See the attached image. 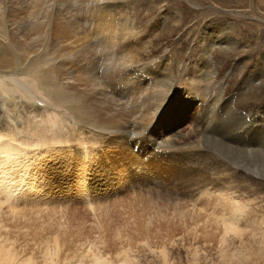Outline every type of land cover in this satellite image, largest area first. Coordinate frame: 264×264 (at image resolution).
Returning a JSON list of instances; mask_svg holds the SVG:
<instances>
[{
	"label": "rangeland",
	"instance_id": "1",
	"mask_svg": "<svg viewBox=\"0 0 264 264\" xmlns=\"http://www.w3.org/2000/svg\"><path fill=\"white\" fill-rule=\"evenodd\" d=\"M49 1L0 0V14L7 21L4 38L0 35V59L7 52L13 61L0 67V136L17 150L7 157L15 166L7 167L9 177L4 175L25 193L14 188L21 192L20 197L13 193L14 198L44 202L41 214L57 211L72 231L80 228L95 236L99 220L109 240L114 236L116 242L125 241L130 264H264V0H127L135 19L131 26L125 23V6L119 7L123 0H114L116 15L97 19L95 8L107 0ZM128 49L129 57L120 60L118 71L137 67L128 68V60L132 65L161 64L169 69L168 82L174 83L175 92L186 88L197 98L196 108L202 104L198 101L206 104L200 151L198 138L190 134L196 124L188 106H182L186 110L179 115L173 99L166 98L158 116L179 118L180 139L162 132V138L155 139L162 147L139 156V164L135 159L124 165L120 153L126 159L135 155L118 147L126 140L118 138L121 126L100 124L72 98L73 91L90 89L79 73L86 55L95 53L102 69L110 51ZM213 105L221 108L217 116ZM126 113V123L139 117L133 108ZM61 148L74 152L68 158L50 156ZM0 156L1 164L5 155ZM27 178L34 186L24 188ZM89 179L92 187L83 190ZM86 190L92 198L83 197ZM211 192L222 198H211ZM218 208H225L228 222L238 215L235 231L214 226L213 219L221 216L206 211ZM191 212L212 216H201L212 227L203 220L199 229L191 227ZM118 231L125 239L115 237ZM106 252L103 264L119 263L115 250ZM26 257L35 256L22 242L5 249L1 239V264Z\"/></svg>",
	"mask_w": 264,
	"mask_h": 264
},
{
	"label": "bare ground",
	"instance_id": "2",
	"mask_svg": "<svg viewBox=\"0 0 264 264\" xmlns=\"http://www.w3.org/2000/svg\"><path fill=\"white\" fill-rule=\"evenodd\" d=\"M51 1H49V3ZM53 1L56 2L57 0L56 1L53 0ZM53 3H51V5ZM57 3H60V1L58 0ZM118 3H120L119 7L125 6L123 8L122 12L123 13L127 12V15L129 14V16H127L128 18L125 21V23L129 26L135 24L134 16L131 15V11L129 10V7L126 4L127 0L119 1ZM35 5H37V4H35ZM54 5H55V3H54ZM59 5L60 4H58V7H61ZM116 5H117V7H116ZM116 5L114 3V0H107L106 4H99L98 7L95 8V17H94V15H93V17L96 18V16H97L98 18H103L108 14L116 15V9L119 8L118 4H116ZM44 7H47V5H45V3H44ZM51 7H53V6H51ZM106 8H108L109 10H106ZM44 9L46 10V8H42L39 10H41V12H42ZM51 9L47 7V10H49V12H51L50 11ZM55 9H57V8L55 7ZM69 10H71V9H69ZM55 11H57V10H55ZM59 11H63V10H59ZM45 13H47V11ZM40 15H41V13H40ZM44 15H46V14H42L41 16H44ZM48 16H50V15H48ZM45 17H47V16H45ZM35 18H36L35 20L37 21V16ZM46 20L47 19L45 18V21ZM1 23H2V25H1ZM33 23H34V21H33ZM6 24H7V21L4 18V14H0V25H1L0 35H1L2 39L4 38L3 35H4V31L6 30L4 25H6ZM44 26H46V25L44 24ZM6 34H8V33H6ZM11 34H14V33H11ZM11 38H12V36H11ZM217 38L223 40V38L221 36H218ZM207 40H209L208 45L212 47L213 40H210L209 38ZM2 41H4V40H1V42ZM11 41H12V39H11ZM220 42L222 43V41H220ZM105 46H107V45H105ZM205 48L208 51L210 49V47L208 48V46H205ZM129 52H130L129 49H128L127 53L126 52L117 53L115 51H113V52L110 51L109 54L106 55L105 60L102 63V66H103L102 69L98 68L100 59L97 57V55L95 53H94V55L93 54H91L89 56L86 55L84 57V60H86L84 63L85 67H83V69H81V71L79 73L82 76H84L83 81L85 82L86 86L90 87V89L88 92H86L84 89V91L86 93V94L84 93L85 95L80 94V93H83L84 91H81V92H78V90H77V92L73 91L72 95H71L72 98L79 100V102H78L79 105H82L86 109L85 113L86 114L89 113L90 115L87 114L89 116L94 115L95 116L94 119L96 121H98L100 124H102V125L114 124L113 127H115V125L121 126V128H119V129H121V132H119V133H122V134H118V138L119 139H126V140L124 141V143H121V146L118 145V147L125 149V150H128L131 154L135 155V157H133L134 159L133 158L126 159V158H123L124 153H120V155L122 157L120 162L124 165H128L129 161L135 160V159L138 161V164H139V161H140L139 156H141L143 154H150L152 149L162 147L164 143L159 144V142H157L158 140H160L162 138V132L174 133L175 137L180 139L177 136L179 134L178 133L179 132L178 128H179V124H180V123H178L179 118H177V117L172 118V116L167 118L168 116L166 114L164 117H161L164 120V121H162L161 118L158 116V111L161 108V101H164L166 98L173 99L172 105L174 107L173 106L172 107H173V109H175V111L178 112L179 115H182L183 111L186 110V108L183 109L182 106H185V107L188 106L189 110H187V112L189 111V113L191 115H193L194 122L196 124L195 130L192 131V133L190 132V134H192L198 138L199 144L196 148L199 149L198 151H200L203 148V142L204 141H203L202 136H203L204 130H205L204 129L205 127H203L201 125V123L203 124V120L201 118H203V119L205 118L204 116L206 115V113H205L206 110L204 107L206 106V104H204L202 101H198V104L199 103H202V104L199 105L200 109H199V107L196 108L195 107L196 101L194 102V100H197V98L194 97L195 95L192 94V92L186 88H184L178 92H175L174 85H173L174 83L168 82V78H170L171 75L166 73V72L169 71V69L167 67H165V68L162 67L161 64H142L141 63L138 65H136V64L132 65L131 62L128 60V62L126 64V66L128 68H130L131 66H137V67L141 66L142 68L138 69L136 67L135 69H130L129 71H123V72L118 71L117 69H118V64H119L120 60L128 59ZM4 53H5V51H4ZM89 54H90V52H89ZM2 57L4 59L3 58L0 59V67L4 65V61H7L8 63H10L12 61V59L10 58V54L7 52ZM15 65H16V63L14 64V67H16ZM10 67H12V66L10 65ZM96 67H97V69H96ZM54 70H56V69H54ZM7 75H9V74H7ZM54 75L55 74H53V76ZM58 75H56L55 77H57ZM49 76H51V75H49ZM46 77H47V75H46ZM60 77H62V76H60ZM48 79H53V78L48 77ZM58 80H60V78ZM67 81H69V80H67ZM60 84H64V83H60ZM53 86H54V84H53ZM55 86H57V85H55ZM109 88L111 90H114L113 94L109 91L110 90ZM76 89L77 88H75L74 90H76ZM67 91L69 93L72 90H70V91L67 90ZM144 92H146V93L144 94ZM68 96H70V95H68ZM193 97L195 99H193ZM4 99H6V98H4ZM10 102L11 101H9V103ZM217 104L220 105V103H217ZM131 108H133L134 110H137V114H139V117L142 120H144L143 122L138 121L139 117L136 115H135V117H133L134 118L133 123H131V122L126 123L125 122V118L127 116L126 112L130 111ZM214 108H215L216 113H214L213 115H215V116L219 115L220 110H218V108H220V107L215 105ZM87 115H86V117H87ZM102 115H108V117L105 118ZM128 116H130V115H128ZM94 119L92 117L93 121H94ZM130 119H131V117H130ZM118 120L120 122H123V123H118L119 122ZM13 121L17 122L15 120H13ZM149 121H151V122H149ZM153 121H156L155 124L152 126L151 129H148V127L149 126L151 127V125L153 124ZM16 125H18V124L16 123ZM16 125H14L13 128ZM103 127H109V126H103ZM17 128H14V129H17ZM1 130L4 131L3 129H1ZM145 132H148V133L145 134ZM15 135H17V134H15ZM8 139H10V138H8ZM155 139H158V140H155ZM4 141H7V142H4ZM116 144H117V142H116ZM136 147H137V149H136ZM15 148H17V145ZM73 149L70 148V149H68L69 151L68 150L64 151L62 148L56 149V150L54 149L51 152L50 156L51 157H56V156L57 157H59V156L64 157V156H66V158H68L69 157L68 155H70L71 153L74 152ZM0 150H1L0 153L2 155L6 156V157L4 156V158L2 159L1 164H0V165H2L0 168V248H1V239H2V242L4 244L5 249H7V247H9V246L11 247L12 244H14L16 241H18V242H22L24 244V246H26V248L31 252V254H33L35 256V257H26L22 261L17 260L13 264H103L107 260L105 255L108 254V252H106L108 250H110L109 253H111V251L115 250V257L117 259L116 260L117 263L119 262L120 264H130V258H129L130 255H128V253L126 251V247H125L126 244L124 243L125 241L116 242L115 241L116 238H115V240L113 238L114 236H112L109 240L108 231L106 228L100 227V225L102 226V222H100L99 220L96 223L97 226L99 227V229H98L99 233L96 234L94 232L96 234L95 236H92L89 232H86L80 228H79V231H72L71 228L67 225L68 222L66 220L64 221V216H58L57 211L48 210V211H46V214H43V215L41 214L45 209L44 208V202H42L40 200L36 201L34 199L31 200V198H26V197H24V198H16L15 197L14 198V195H18L17 197H20L19 195L21 194V192L22 193L24 192L22 190L23 188L20 187L21 185H19V184H18L19 186L17 185L21 189L17 188L16 186L14 187L13 185H15L16 183H13V185H11L12 178H10V179L6 178V177H9L8 172H7V167L8 166H11V167L15 166L13 164V162H14L13 159L7 158V157H9V155L12 156L11 153L13 150L14 151H17V150L14 149V144H11L10 142H8L7 139L3 140L1 138V136H0ZM135 150H137V151H135ZM21 151H23V150L21 149ZM198 153H200V152H198ZM203 154H204V152H203ZM19 155L20 154H18V156ZM140 159H142V158H140ZM14 160H15V157H14ZM17 160H19V159H16V161ZM136 160H135V162H136ZM16 161H15V163H16ZM79 161H81V160H79ZM25 162H24V164L27 166V164ZM20 163H22V162H20ZM18 164L19 163H17L16 165H18ZM51 168H53V165L51 166ZM67 169H69V168H67ZM4 174H6V177ZM82 177H84V176H82ZM29 178H31V177H29ZM29 178H27V179H29ZM31 180L30 179L25 180V182L27 181L28 183L26 186L23 185L24 188H27V187L30 188L31 186H34V182ZM89 182H92L91 179H89L88 181H86V183H84V188H82L83 190L87 189V187L88 188L92 187L91 184H88ZM197 184H199V183H197ZM14 188H16L17 190L18 189L22 190V191L20 192V194L15 193ZM17 190H16V192H18ZM31 190H33V189H31ZM159 190H161V188ZM34 192H36V191H34ZM198 192H199V190H198ZM13 193H15V194L13 195ZM27 194H29V193H27ZM22 195L24 196L25 193H23ZM30 195L31 194H29V196ZM209 195L211 196V198H213V197L222 198V196H217L216 193H213V192L209 193ZM83 197L84 198H92V195H91V193L87 192V190H86V194L83 195ZM37 198H39V197H37ZM212 202H214V201H212ZM201 204H203V203H201ZM89 205H91V204H89ZM197 206H199V205H197ZM193 207H195V206H193ZM200 207H202V206H200ZM96 208H97V206H96ZM198 208L199 207H197V211L201 210L203 212L202 208H199V209ZM193 209H195V208H193ZM219 209L220 208H218L217 210H213L212 212H210L209 210L206 211L207 215L209 214V216H210V213L217 214V215L219 214L221 216L220 219L218 217H215V219H213V217L211 216L212 219L214 220L212 222L215 223V225L214 224L213 225L216 226V225L220 224L219 226H216V228L219 227V229H220V227L222 228L221 224L224 225V229H221V231L222 230L227 231L229 229V227L233 228L235 231L236 225L238 223V215L237 214L232 215V216H234V218L232 220L229 219L230 221L228 222V220H226L224 218L226 215L225 208H221L220 211H219ZM194 212H191V215H190V218L193 222V223L191 222V227H194V229H199L197 226H199V224L202 223V222H200L201 220H203V222H206V223H209L208 221L212 220V219H210L211 217H207V215H204L205 211H204L203 215H201L200 213H196V215L192 216V214ZM201 216H203V217L205 216L206 219H210V220L204 221L205 219H203ZM200 217H201V219H200ZM181 218H183V216ZM212 222L210 221V223H209L210 225L206 224V226L212 227L211 226ZM187 224H189V223H187ZM81 225H83V224H81ZM202 226H204V225L202 224L201 227ZM194 229L192 228L191 230L195 232ZM206 229L208 230L209 228H206ZM144 230H146V229H144ZM156 230L158 231L159 227L156 228ZM202 231L205 232V230H203V229H202ZM140 232H142V231H140ZM145 232H147V231H145ZM119 233H120V231H118V233H115V235H116L115 237H117V235H118L119 237L122 236V238H124L125 234H123V233L119 234ZM208 233L209 232H207V235H208ZM121 234H123L124 236ZM222 237H224V235H222ZM117 239H118V237H117ZM104 245H108V247L104 248L106 251L103 250ZM131 245H130V247H132ZM23 250L25 251V247L23 248ZM10 253H12V252L10 251ZM14 253H12L13 256H14ZM12 255L9 258L11 262H12V259L15 258V257L12 258Z\"/></svg>",
	"mask_w": 264,
	"mask_h": 264
}]
</instances>
